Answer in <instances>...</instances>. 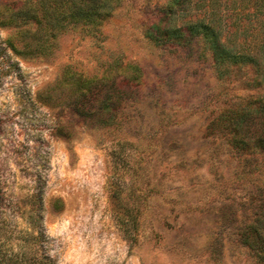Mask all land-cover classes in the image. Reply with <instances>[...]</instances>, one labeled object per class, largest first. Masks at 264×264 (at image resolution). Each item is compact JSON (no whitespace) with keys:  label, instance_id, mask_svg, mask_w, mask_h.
Instances as JSON below:
<instances>
[{"label":"rangeland","instance_id":"1","mask_svg":"<svg viewBox=\"0 0 264 264\" xmlns=\"http://www.w3.org/2000/svg\"><path fill=\"white\" fill-rule=\"evenodd\" d=\"M14 1L0 0V10ZM169 1L119 0L97 30L62 35L50 59L16 55L6 41L17 30L0 27L5 253L22 249L54 264H261L241 234L256 217L264 157H238L208 127L227 109L264 98V84L255 83L252 67L220 78L201 48L152 42L147 26ZM238 14L225 13L224 38L240 27L260 31L257 17L251 23ZM196 15L179 12L176 22ZM116 64L143 73L123 124L96 129L76 120L71 139L58 137L56 113L37 103V92L68 65L102 77ZM26 209H40L42 220L29 222ZM33 224L42 248L32 239L14 248L18 231L37 233Z\"/></svg>","mask_w":264,"mask_h":264},{"label":"trees","instance_id":"2","mask_svg":"<svg viewBox=\"0 0 264 264\" xmlns=\"http://www.w3.org/2000/svg\"><path fill=\"white\" fill-rule=\"evenodd\" d=\"M118 3L119 0H16L13 8L0 10V27L17 30L6 41L7 47L16 55L50 59L58 50V39L62 35L86 27L97 30L110 18ZM187 10H195L196 17L178 25L176 15ZM229 12H239L237 19L251 23L252 18L257 17L260 31L252 33L239 24L238 30L224 38L225 13ZM263 16L264 0H170L150 21L146 36L169 50L201 48L204 55L212 56L220 78L234 70L252 67L256 74L255 83L262 85L264 20L260 18ZM112 67L102 77H89L68 65L52 85L37 92V103L56 113L58 137L71 139L75 132L72 124L76 120L96 129L123 124L125 105L139 95L143 73L136 65L123 68L116 64ZM208 130L211 135L222 136L238 157H264V98L250 99L227 109L211 121ZM4 197L0 186V217L7 215L2 203ZM33 197L42 199L41 195ZM39 204L41 207L42 202ZM55 208L62 210L63 201L57 199ZM30 209L25 210V218L37 224L42 220L40 209ZM255 215L241 238L253 250L257 261L264 264V190L256 196ZM28 230L17 232L14 248L16 245L20 247L19 244L27 239L42 246L43 233L36 231L35 225L36 234ZM3 231L4 228L0 227V264H54L45 255L27 257L22 249L5 253Z\"/></svg>","mask_w":264,"mask_h":264}]
</instances>
